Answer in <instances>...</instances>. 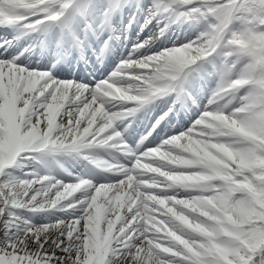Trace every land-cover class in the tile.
Listing matches in <instances>:
<instances>
[{
	"label": "snow or ice",
	"instance_id": "6c2138e0",
	"mask_svg": "<svg viewBox=\"0 0 264 264\" xmlns=\"http://www.w3.org/2000/svg\"><path fill=\"white\" fill-rule=\"evenodd\" d=\"M133 5L0 0V27L44 34L59 61L90 47L115 12ZM153 8L147 24L165 13L202 31L187 44L124 60L95 86L0 55V264H264V0H154ZM216 54L220 65L209 60ZM200 71L221 80L192 129L156 147L125 142L118 118L158 96L175 94L173 106L183 104L188 76ZM116 104L124 111L111 113ZM97 147L127 157L104 165L116 174L112 182L8 171L25 153ZM57 208L70 215L40 225L16 211Z\"/></svg>",
	"mask_w": 264,
	"mask_h": 264
},
{
	"label": "bare ground",
	"instance_id": "6f19581e",
	"mask_svg": "<svg viewBox=\"0 0 264 264\" xmlns=\"http://www.w3.org/2000/svg\"><path fill=\"white\" fill-rule=\"evenodd\" d=\"M147 4L144 1H140L138 3L139 6H137L136 9V16H142L144 14L148 16H152V13L155 11L153 7L147 8ZM133 9V6H128L124 8V14L127 15L131 10ZM157 19L160 18L163 22H167V18H165V14L161 15L160 17H156ZM155 21V20H153ZM136 22V20H135ZM134 22V23H135ZM180 22V21H179ZM153 23V22H152ZM151 24H149L148 27H150ZM192 23V22H191ZM190 23V24H191ZM195 27L202 25H197L195 23H192ZM136 26V23H135ZM187 26V25H186ZM186 26H182L181 22L177 23L176 25H172L163 33L160 39H152L151 44L148 45L147 48H140L136 54H146V53H152L156 52L159 49H164L166 47L172 48L174 46L182 45L185 41L188 39H191L193 35H197V29H186ZM147 27V29H148ZM132 34L135 35L136 32H134V28L131 29ZM8 31L5 27H0V34ZM116 31L118 32V28L116 27ZM146 32H143L140 35V38L145 34ZM139 37V36H138ZM8 39H11L8 38ZM2 41V40H1ZM146 42V41H144ZM143 42V43H144ZM107 49V45H102L101 47V55L103 56L105 51ZM7 54H9L7 52ZM6 54V55H7ZM107 59L112 61V58L110 60V57L107 56ZM21 60V59H20ZM24 61V60H22ZM27 66L34 65L35 63H31L30 61H24ZM37 65V64H35ZM37 66H40L38 64ZM53 74H58L57 78H63L68 73L65 71L63 67H59L58 69L53 68L50 69ZM108 70V64H105L100 71L97 72V75H99V72L102 74H106L105 72ZM80 79H85V77L79 75ZM82 77V78H81ZM112 75H109V78H111ZM192 87V94L189 98L185 100V104L182 109H177L175 107V115L171 116L170 119L165 121V123L160 124L157 129L152 131V134L146 133L145 125L137 126L135 127L131 132H127L123 134L125 142L132 146L133 148L138 147H152L157 142L160 141L162 138H168V136H171V134H180L178 132H182L184 128H188V130L192 129L195 120H196V113L198 115L199 111L201 109H207L209 108L210 102L208 104L204 103V99L208 98L210 93L212 94L213 90L209 92L207 90L206 92H203L200 90V88L197 85H188V87ZM215 92V90H214ZM170 95L164 96L163 98L159 99L157 102V105L159 104V107L155 109V116L159 115L163 112V109L160 110V107L166 105L169 102ZM203 101V102H202ZM124 105H128L126 102H124ZM111 110L114 109H124L123 105L116 104L115 106L109 105ZM195 113V114H194ZM152 121V119H151ZM150 121V122H151ZM121 119L118 118L116 121V127L120 126ZM146 137V139H144ZM143 141V143H141ZM155 147V146H154ZM95 153L97 154H107V158L109 163H127V157L124 156L123 153H117L115 150L110 151H103V150H95ZM25 159L23 161H17V163L12 166L8 171L10 172L11 176L14 178H34L36 176H50L55 178H70V172L73 174H76V171H73V169L70 167V161H71V154L68 152L66 154L62 153H55L53 154L54 158L58 160L59 162H52L50 157L43 153L42 151L38 152H31V153H25ZM32 157H38L42 160L43 165H37L33 160ZM80 171V170H79ZM83 173H89L88 170H85L83 172H78L79 176L83 175ZM104 175L108 176V178L112 181L113 177L116 175L115 173H111L106 171V173H103ZM17 212L20 211V213H25L23 215L24 218L30 219L32 223L40 225V224H48L55 222L59 219H64L70 215L71 210L68 211H61L58 208L52 209L48 211H31V212H22L21 210H16Z\"/></svg>",
	"mask_w": 264,
	"mask_h": 264
},
{
	"label": "rangeland",
	"instance_id": "374dc122",
	"mask_svg": "<svg viewBox=\"0 0 264 264\" xmlns=\"http://www.w3.org/2000/svg\"><path fill=\"white\" fill-rule=\"evenodd\" d=\"M103 2V0H102ZM106 2V1H105ZM149 2L151 3L152 0H149ZM131 13H129L128 16H126V18L124 20H122L119 24L113 23V20L115 19L116 15L114 14V16H111V22H110V26L107 28L109 30V35L106 36H99V38H92V43L90 45V47L86 48L85 50L81 51V50H74L71 55L67 56L66 58H64L61 61H65L66 63H68V65H64L66 66L68 75L64 76L63 78H60V80H67V81H74V82H79V83H84L87 84L89 86H95L96 84L108 79V75L109 74H113L115 72H117L119 66L121 65V63L124 60H127L129 58H139L142 55H151V54H136L138 48L136 47L138 44H141L144 42V40L146 39V41H148L150 38H157L159 39L162 31L166 28L165 27V23L161 24V21L159 19H156L152 26H150L148 33L146 35H144L140 40L139 38L136 39V41H130V28H131V23L133 21V17L130 16ZM142 19V20H141ZM139 19L140 22V28L142 29L144 27L145 24H147L148 19L147 18H141ZM183 23L186 26V29H197V35L200 33V31H202L203 27L197 26L195 27L194 25H192L191 22H187L183 21ZM191 23V24H190ZM120 26V33H112L110 28L112 26ZM148 26V24H147ZM239 25L236 26L237 29H239ZM20 30V29H19ZM106 30V29H105ZM104 30V31H105ZM103 31V32H104ZM14 32V31H12ZM42 33L40 32H34L31 34H28L29 38H24L23 39V44L18 47L15 51L11 52V56L12 57H20L23 60H28L34 63H41L42 62V58L44 53H46V64L42 67H38V66H30V67H35V68H45L46 66V70H50L51 66H58L60 63V60L58 61L57 59H55L54 57H57L56 52H55V45L49 46L48 41H44V37L41 36ZM196 34L193 35L191 37V39H188L187 41L184 42V44H187L190 40H194L197 36ZM1 40V38H0ZM28 40H31L32 46L29 50H27L28 46L30 45L28 43ZM105 42H107V47H110V50L112 49L114 52H116L114 54V61L110 64V66L112 67L111 70H108V72L105 75H97L96 72L103 67L107 62V60H105V58H102L101 55H99V49L101 50L102 44H105ZM15 43V42H14ZM10 44L11 42L7 45V49L5 51V49L0 48V55H5L7 50L10 48ZM183 45V44H182ZM12 47V46H11ZM168 49V48H166ZM162 50V49H161ZM164 50V49H163ZM160 51V50H159ZM49 53H51V55H53V57L47 56L49 55ZM113 54V53H112ZM11 58V57H10ZM210 61H212L213 64L216 65H220L222 63L223 60V56L221 54H216L213 57L209 58ZM212 67V64H204L203 65V69H210ZM96 70V71H94ZM79 73H83L86 77V79L81 80L79 79V76L77 77V75ZM190 76L196 80V84H198V87L200 88L201 91L206 92L207 90L211 89L213 90L212 94L210 93L211 96H209L208 98L204 99V103L208 104L213 97L214 94V90L216 91L221 77L219 74H212L209 75L207 71H200V72H192L190 74ZM121 85L124 87H128L131 86L134 81L131 80H124V81H120ZM209 90V92L211 91ZM189 91V90H188ZM191 93V91H189ZM203 102V101H202ZM130 103H134V102H130ZM167 106L163 107L166 108ZM124 109H120V110H111V113L115 114V113H120L121 111H123ZM205 109H201L197 115L196 113V119L199 118L200 115H202L203 111ZM195 114V113H194ZM163 116V115H162ZM161 116V117H162ZM161 117L159 118V120H161ZM161 124V123H159ZM158 124V125H159ZM186 130H188V128H184V130L182 132H178V133H183ZM177 134H171V136H168V138H163L160 139L159 142H157L154 146L156 147L159 146L160 144H162V142L166 139L171 138L172 136H175ZM51 160L54 162H59L58 160H56L54 157H51ZM22 161V160H21ZM22 212H31L28 210H23V209H19ZM18 215L23 216L25 213H20L17 212Z\"/></svg>",
	"mask_w": 264,
	"mask_h": 264
}]
</instances>
